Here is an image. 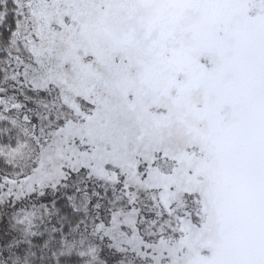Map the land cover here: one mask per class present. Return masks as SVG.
Segmentation results:
<instances>
[{
  "label": "snow or ice",
  "instance_id": "1",
  "mask_svg": "<svg viewBox=\"0 0 264 264\" xmlns=\"http://www.w3.org/2000/svg\"><path fill=\"white\" fill-rule=\"evenodd\" d=\"M0 264H264V0H0Z\"/></svg>",
  "mask_w": 264,
  "mask_h": 264
}]
</instances>
